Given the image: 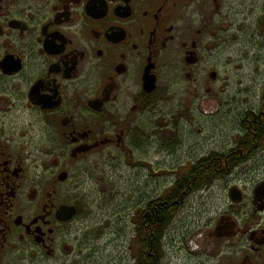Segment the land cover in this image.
<instances>
[{"label":"flooded vegetation","instance_id":"flooded-vegetation-1","mask_svg":"<svg viewBox=\"0 0 264 264\" xmlns=\"http://www.w3.org/2000/svg\"><path fill=\"white\" fill-rule=\"evenodd\" d=\"M210 31L206 0H0V264L74 251L87 164L130 154L176 82L195 87L191 103L212 90ZM184 122L192 133L193 120ZM237 128L197 139L198 151L174 164L173 181L140 203L137 237L148 227L156 239L166 212L180 206L173 223L198 200L187 264H264V92ZM163 249L141 244L137 256L152 251L162 264Z\"/></svg>","mask_w":264,"mask_h":264},{"label":"rangeland","instance_id":"rangeland-1","mask_svg":"<svg viewBox=\"0 0 264 264\" xmlns=\"http://www.w3.org/2000/svg\"><path fill=\"white\" fill-rule=\"evenodd\" d=\"M208 1L210 61L216 81L201 100L176 82L163 98L161 110L147 114L145 140L126 156L99 154L87 164L81 195L80 238L69 243L74 251L43 264H135L140 242L136 238L137 210L146 197L161 193L173 181L174 164L198 151L197 139L236 134L240 117L262 102L264 92V0H220L221 11ZM224 43L218 45V39ZM154 119L160 127L154 130ZM193 120V132L187 120ZM178 120V123L176 121ZM168 124H180L173 130ZM158 135V142L152 136ZM190 135L195 137L189 138ZM162 173L157 176L156 167ZM172 180V181H171ZM199 201H187L174 219L164 241L162 264H187V237L200 218Z\"/></svg>","mask_w":264,"mask_h":264},{"label":"trees","instance_id":"trees-1","mask_svg":"<svg viewBox=\"0 0 264 264\" xmlns=\"http://www.w3.org/2000/svg\"><path fill=\"white\" fill-rule=\"evenodd\" d=\"M209 177L213 176V173H209L208 174ZM185 183V182H184ZM184 183H182L181 185H179L176 189H175V196H173L174 198L179 199L181 194L183 193V188L180 187L182 186ZM194 184V182L192 183V185ZM194 186V185H193ZM172 197V199H173ZM180 209V206L176 208V212L173 215H170L169 212H163V214L165 213V217H162L161 219V223H160V234L157 236L156 239H154L153 237H149L150 236V229L148 227H146L145 229L141 230V234L136 237L140 244L144 245V247L146 248H150L152 246V243H155V247H161V245L163 246V237L167 231V229L169 228L170 224L172 223L171 220L173 218V216L175 214H177L178 210ZM149 223V220H146ZM137 224H141L140 222H137ZM143 227V224L141 225ZM152 251H150V255H147L146 253H142V255H140L139 257L136 256V262L135 264H155V261L153 259V255L151 256Z\"/></svg>","mask_w":264,"mask_h":264},{"label":"water","instance_id":"water-1","mask_svg":"<svg viewBox=\"0 0 264 264\" xmlns=\"http://www.w3.org/2000/svg\"><path fill=\"white\" fill-rule=\"evenodd\" d=\"M214 74V73H213ZM74 212H75V210H74V208H71V212H70V216H68V217H71L73 214H74Z\"/></svg>","mask_w":264,"mask_h":264}]
</instances>
